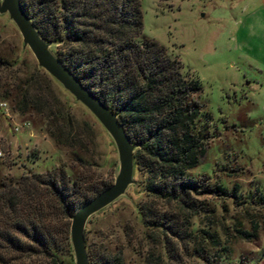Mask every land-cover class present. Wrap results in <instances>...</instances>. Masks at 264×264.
<instances>
[{"label":"trees","instance_id":"trees-1","mask_svg":"<svg viewBox=\"0 0 264 264\" xmlns=\"http://www.w3.org/2000/svg\"><path fill=\"white\" fill-rule=\"evenodd\" d=\"M19 3L39 37L53 46L56 59L115 115L134 146L133 168L145 196L137 205L145 239L192 244L205 236L210 245L217 244L214 233L191 232L190 219L211 212L207 197H233L234 192L227 194L208 176L187 173L209 141L207 123L197 126L203 113L200 86L180 72L179 62L162 45L140 37L139 0ZM35 75L0 76V97H10L18 115L37 119L54 145L69 151L71 176L57 166L0 177V264H59L58 255L70 251L71 215L110 184L95 176L89 124L75 119L59 101L50 76ZM256 228L251 223L249 230ZM235 231L240 237L249 235ZM86 256L89 264H122L118 252L87 250ZM145 263L157 262L146 256Z\"/></svg>","mask_w":264,"mask_h":264},{"label":"rangeland","instance_id":"rangeland-1","mask_svg":"<svg viewBox=\"0 0 264 264\" xmlns=\"http://www.w3.org/2000/svg\"><path fill=\"white\" fill-rule=\"evenodd\" d=\"M139 8L140 37L162 45L179 62L180 72L196 78L200 86L203 113L197 126L207 123L209 141L199 163L187 173L208 176L211 184L234 195L207 197L211 212L190 219L191 232L214 233L217 244L210 245L205 236L192 244L150 241L137 213L145 196L141 176L133 168V183L87 217L82 229L85 252H118L122 264H146V256L156 264H264V0H139ZM48 49L54 55L53 46ZM36 67L16 27L1 13L2 80L36 76V71L47 76ZM50 86L75 119L89 124L95 176L111 183L117 170L111 138L57 82ZM0 102L6 103L9 114L0 112V177L17 178L57 166L70 177L69 151L55 146L37 119L18 115L10 97H0ZM21 121L28 122V129L13 131V123ZM251 223L257 224L253 233ZM235 229L249 235L240 237ZM193 248L203 252L194 253ZM58 259L59 264H74L71 248Z\"/></svg>","mask_w":264,"mask_h":264},{"label":"water","instance_id":"water-1","mask_svg":"<svg viewBox=\"0 0 264 264\" xmlns=\"http://www.w3.org/2000/svg\"><path fill=\"white\" fill-rule=\"evenodd\" d=\"M6 13L20 35L21 43L30 51L36 66L57 82L75 101L85 107L111 138L117 155V170L112 182L83 202L71 215L68 226L69 244L74 264H88L82 240L83 225L92 213L121 195L133 183L132 152L134 146L127 139L115 115L83 87L49 51V43L35 31L19 0H0V14Z\"/></svg>","mask_w":264,"mask_h":264},{"label":"built area","instance_id":"built-area-1","mask_svg":"<svg viewBox=\"0 0 264 264\" xmlns=\"http://www.w3.org/2000/svg\"><path fill=\"white\" fill-rule=\"evenodd\" d=\"M0 112L8 117V107L5 102H0ZM29 124L26 121H21L20 123H13L12 130L13 131H18L19 129H28Z\"/></svg>","mask_w":264,"mask_h":264}]
</instances>
